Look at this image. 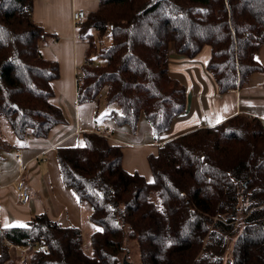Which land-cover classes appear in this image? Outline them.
Masks as SVG:
<instances>
[{
    "label": "trees",
    "instance_id": "obj_1",
    "mask_svg": "<svg viewBox=\"0 0 264 264\" xmlns=\"http://www.w3.org/2000/svg\"><path fill=\"white\" fill-rule=\"evenodd\" d=\"M31 8L32 0H0V122L17 142L0 135V149L64 123L51 103L58 65L40 53L57 35L33 21ZM76 37L87 45L77 102H95L105 89L117 124L135 127L143 116L157 138L185 110L169 50L191 58L208 45L205 68L218 92L244 86L262 71L254 53L264 45V0H98ZM81 135L56 157L88 236L42 212L3 230L0 264L18 262L8 244L27 240L43 246L29 250L28 264H123V256L131 264H264V122L237 114L165 141L147 155L150 182L122 168L107 137Z\"/></svg>",
    "mask_w": 264,
    "mask_h": 264
},
{
    "label": "crops",
    "instance_id": "obj_2",
    "mask_svg": "<svg viewBox=\"0 0 264 264\" xmlns=\"http://www.w3.org/2000/svg\"><path fill=\"white\" fill-rule=\"evenodd\" d=\"M97 7L98 0H32L33 21L46 32L57 35L55 42L41 46L40 53L58 65V77L52 81L51 103L61 110L64 123L53 127L44 138H28L23 146L0 149V250L5 228L25 225L42 212L63 226L84 230L88 227L77 196L63 185L56 148L81 144V134L92 131L95 125L105 126L108 142L120 147L122 168L128 173L137 172L150 182L147 155L155 154L165 141L199 127H212L237 114L264 122V45L254 53L262 71L253 72L244 86L224 93L218 92L217 84L205 68L210 58L208 45L191 58L170 49L167 71L185 90V110L157 138L143 116L135 127L119 125L110 115L115 107H105L101 113L97 101L79 104L76 75L85 62L87 45L77 39L71 13L74 10L93 12ZM2 131L0 135L10 139L5 138L9 143L17 144L4 123ZM18 179L25 182L30 194L28 202L22 205L17 203L12 187Z\"/></svg>",
    "mask_w": 264,
    "mask_h": 264
},
{
    "label": "built area",
    "instance_id": "obj_3",
    "mask_svg": "<svg viewBox=\"0 0 264 264\" xmlns=\"http://www.w3.org/2000/svg\"><path fill=\"white\" fill-rule=\"evenodd\" d=\"M86 16V13L83 10H74L71 13V19L73 23L77 24L80 21H82ZM92 132L107 137L108 130L105 126L103 125H95L92 129ZM18 153V152H17ZM18 158V156H17ZM13 187V192L17 197V203L22 205L28 202L30 194L28 191V188L23 180H16L12 184ZM93 207H89V210H92ZM5 244H8L6 240H3ZM9 248H13L17 253H18V264H28V253L30 249L33 248H38L42 249V243L41 241H32V240H27V242L23 245H12L8 244Z\"/></svg>",
    "mask_w": 264,
    "mask_h": 264
},
{
    "label": "rangeland",
    "instance_id": "obj_4",
    "mask_svg": "<svg viewBox=\"0 0 264 264\" xmlns=\"http://www.w3.org/2000/svg\"><path fill=\"white\" fill-rule=\"evenodd\" d=\"M97 104H98V109H99V112L102 113L103 109H105V107L109 108L111 106H107L106 104V100H105V89H102L101 92L99 93V96L97 97ZM2 127V123L0 122V128ZM8 128V126H7ZM8 131H9V128H8ZM4 131L0 132V133H3ZM10 133V131H9ZM6 138V137H5ZM8 139V138H6ZM10 140V139H8ZM84 228V227H83ZM84 235H85V238L88 236L89 232L88 231V227L84 230ZM86 244V242H85ZM225 261L229 262L230 261V249L227 250L226 254H225Z\"/></svg>",
    "mask_w": 264,
    "mask_h": 264
},
{
    "label": "water",
    "instance_id": "obj_5",
    "mask_svg": "<svg viewBox=\"0 0 264 264\" xmlns=\"http://www.w3.org/2000/svg\"><path fill=\"white\" fill-rule=\"evenodd\" d=\"M122 263H123V264H131V262H127V261L125 260V256H123V258H122Z\"/></svg>",
    "mask_w": 264,
    "mask_h": 264
},
{
    "label": "snow or ice",
    "instance_id": "obj_6",
    "mask_svg": "<svg viewBox=\"0 0 264 264\" xmlns=\"http://www.w3.org/2000/svg\"><path fill=\"white\" fill-rule=\"evenodd\" d=\"M13 227L15 226H19V227H26V225H23V224H19V225H12Z\"/></svg>",
    "mask_w": 264,
    "mask_h": 264
}]
</instances>
